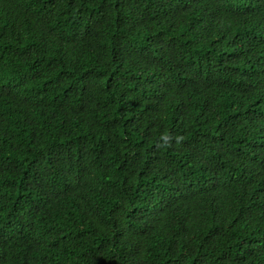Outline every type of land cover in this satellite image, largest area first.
<instances>
[{
  "label": "trees",
  "instance_id": "obj_1",
  "mask_svg": "<svg viewBox=\"0 0 264 264\" xmlns=\"http://www.w3.org/2000/svg\"><path fill=\"white\" fill-rule=\"evenodd\" d=\"M0 264H264V0H0Z\"/></svg>",
  "mask_w": 264,
  "mask_h": 264
}]
</instances>
